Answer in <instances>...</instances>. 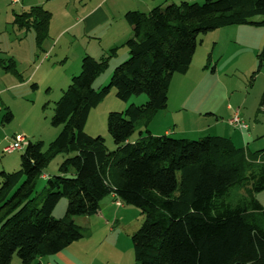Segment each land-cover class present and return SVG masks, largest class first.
Instances as JSON below:
<instances>
[{
	"label": "trees",
	"instance_id": "obj_1",
	"mask_svg": "<svg viewBox=\"0 0 264 264\" xmlns=\"http://www.w3.org/2000/svg\"><path fill=\"white\" fill-rule=\"evenodd\" d=\"M255 17L264 18V0L183 1L148 14L128 12L129 58L116 67L109 85L94 88L118 48L100 60L83 58L80 73L55 105L51 124L63 128L60 135L46 151L42 142H28L20 170L1 173L0 264H12L15 255L20 264H39L90 238L75 218L99 215L107 197L141 212L142 225L132 236L135 264H264V207L257 199L264 191V148L252 152L227 137L193 141L147 131L152 117L167 109L172 80L187 74L202 36L228 26H264V20L252 23ZM51 20L50 12L35 7L15 15L13 25L34 32L41 50ZM258 60L264 72V48ZM0 67L20 76L13 59L0 58ZM113 90L121 101L145 95L147 102L109 114L116 146L111 152L85 126L91 110ZM13 118L7 110L2 122ZM141 122L146 131L133 137ZM60 155L67 158L57 176L46 178L39 207V182ZM65 198L66 214L56 220L53 214Z\"/></svg>",
	"mask_w": 264,
	"mask_h": 264
},
{
	"label": "rangeland",
	"instance_id": "obj_2",
	"mask_svg": "<svg viewBox=\"0 0 264 264\" xmlns=\"http://www.w3.org/2000/svg\"><path fill=\"white\" fill-rule=\"evenodd\" d=\"M146 1L154 4L155 7L153 8L180 4L183 1L200 5L205 2V0ZM1 6L3 7V4ZM7 8L9 14H12L13 11L16 13L20 12L18 7L16 8L11 5L10 0L7 2ZM3 17L4 15L0 14V34H2L0 40L8 39V43L3 42L0 45V51L2 52L0 57L5 59L9 58V55L18 56L20 46L17 39L20 36H25L27 33L25 31L20 33L22 30L16 32V28L13 29L14 26L10 24H12L14 19H10L11 21L7 29L1 31L6 27L4 25L6 21ZM263 20V17H255L251 19V22L257 23ZM30 39H25L24 50L26 52L30 49L26 46L27 43L31 45ZM263 48L264 26L255 24L223 27L202 36V43L197 48L188 74L186 76H177L180 77L177 78L179 79L178 82L173 84L168 93L170 98L168 108L152 117L147 131L158 134L156 136H164L165 132L168 131V135L172 138L193 141L208 136L225 138L234 136L235 140L230 139L238 148H241L240 146L243 144H239L238 139L241 140V138L245 139L249 137L250 147H252L253 143L257 142L255 137L250 139L255 134L253 129L255 127L260 130L261 136H263L261 138V141H263L262 147L259 149L257 147V150L263 149L264 110H260V102L264 92V72L259 68L260 63L258 60V55ZM76 49V47L70 49L64 48V50H71L69 65H67L69 72H73L75 68ZM59 50L60 47L55 51L54 55L48 52L47 56L49 58L46 57V52L42 53V56L35 63L33 62L34 57L30 53L25 54L23 56L24 60L22 58L19 59L17 68L26 78L42 65H44V68L36 71L34 79L30 81V84H23L19 89L11 92L10 90L12 89L10 88L7 90L8 92L0 96V103L9 107L11 109L9 111L14 113H12L13 117L15 116L8 123L2 122L0 126V141L5 142L4 146L0 147V175L2 172L15 173L21 168V157L24 151L14 154H5L3 152V148L10 145L13 142L12 139L16 136H24L27 142H31L32 144L42 142L46 151L63 130L62 127H54L51 124L54 117L55 105L60 101L64 91L67 90L72 80L68 83L69 85L63 84L62 79H60V73L63 75L62 63L53 65L55 63L54 57ZM83 50L84 52L88 51L86 47ZM122 50L123 48L118 50V55L110 60L109 68L96 80L94 84L95 90L99 91L108 86L116 67L125 62L121 61L123 56ZM44 57L48 59L45 60ZM100 58L94 59L99 60ZM28 61L31 62L30 65H28ZM1 69L0 67V73H4V70L2 71ZM6 75L8 77H5V79L0 77V89L2 90L12 85L10 78L24 82V79L20 78L21 74L20 76H16L8 71ZM246 99L248 104L244 108L243 102ZM146 102L147 97L145 95L133 96L128 101H121L117 98L116 91L113 90L96 108L91 110L85 126V133L92 138H103L109 151H115L116 146L107 126L109 114L124 112L129 106H142ZM229 106L232 110L241 109L243 114H245V110L247 109V117L243 119L251 127H249L247 133L243 134L239 129H235L229 124ZM225 113H228L227 117ZM212 114L217 116L220 114L218 122H216V117ZM135 129L133 137H138L139 132L146 131L143 122L138 123ZM251 150L253 149L251 148ZM66 158L64 155L58 156L50 163L45 173L52 177L57 176L58 170ZM46 182V180L41 179L38 185V193L39 195L41 194L37 202L39 207L45 198L43 189ZM257 199L264 206V191L257 195ZM105 203L112 206L114 210L109 215L115 214V211L120 209V215L124 223H122L123 226L120 225V228L119 225L115 227L105 223L106 227L103 232L108 231L110 228L116 231L119 230L122 233V239L128 242L124 241L121 247L115 246L112 248L115 253L109 263L135 264L132 236L142 225L143 217L141 212L132 206H113L111 205L110 197L105 199ZM67 207L68 199H62L53 217L56 220L62 219L66 214ZM82 218L84 217L75 218L76 224L86 225ZM83 229L86 230L87 236L92 233L91 228ZM124 245L128 246V248ZM12 264H20L17 255L13 258Z\"/></svg>",
	"mask_w": 264,
	"mask_h": 264
},
{
	"label": "crops",
	"instance_id": "obj_3",
	"mask_svg": "<svg viewBox=\"0 0 264 264\" xmlns=\"http://www.w3.org/2000/svg\"><path fill=\"white\" fill-rule=\"evenodd\" d=\"M7 2L8 0H0V14L4 15L3 18L6 21L4 24L6 27H4L1 31H5L7 29V26L11 21L10 19H15V15L28 12L30 9L35 7H42L46 11L50 12L52 15V20L49 27L48 39L44 43L41 50L37 49L35 43V34L34 32L30 31L26 32L27 34L25 36H20V38L17 39L18 45L20 46V53L18 54V56L9 55V58L5 59H13L16 65H18L19 59L22 58L24 60L23 56L27 53H30L34 57L33 62L35 63L36 60L42 56V53L46 52V57L49 58V56H47L48 52H51V55H54L55 51L60 47V50L56 52V55L54 57L55 63L53 65L62 63L61 65L63 68V75L62 73H60V79H62V83L65 85H69L68 83L70 82L72 77L80 73L81 63L84 55L88 54L92 58L97 59V57H101L100 59H102L103 57H106L112 49L118 48L119 50L120 48H123V56L121 58V61H126L129 58V53L127 49H125V44L130 39L132 31L129 24L125 20V15L131 11H139L141 13L148 14L151 10L154 9L153 7H155L154 4H151L146 0H19V2L15 4H13L10 0L11 5L15 6L16 8L18 7L20 12L16 13L15 11H13L12 14H9ZM2 4L3 7L1 6ZM10 25L14 26L13 22ZM15 28L16 32H19V29L14 26L13 29ZM20 33H23V31H20ZM30 33L33 35H31ZM1 36L2 34H0V38ZM26 38H31V41H29L31 42V45L30 43L26 44V46L31 50L29 49V51L27 52L24 50ZM3 42L7 44L8 39L0 40V45ZM72 47L77 48L75 51V68L73 72H69L67 65H69L68 63L70 61L71 50H64V48L70 49ZM84 47L87 48V52H84ZM0 54L2 55L1 51ZM117 55L118 52L116 56ZM46 57H44L45 60L48 59ZM30 64L31 62L28 61V65ZM42 68H44V65H42L37 70H34L28 78H26L23 73H21L17 68L19 74H21V77L24 79V82H20L19 80L10 78V80L12 81V85L3 90L0 89V96L8 92L7 90L10 88L12 89L10 90L11 92L19 89L23 84H30V81H33L34 79L36 71L41 70ZM1 70L3 71V69ZM3 72L4 73H0V77L5 79V77H8V75H6L8 74V72ZM187 74L174 76L170 89L172 88L173 84H175V82H178L179 79L177 78L180 77L177 76H186ZM169 103L170 98L168 96V106ZM247 104L248 102L246 99L243 102L244 108L247 106ZM9 109V107L4 106L2 103H0V126L2 125L4 114ZM228 111L229 114L225 113V115L227 117L228 114V116H230L231 118L233 110L230 106ZM240 114L243 119H246L245 117H247V109L245 110V114H243V111H241L240 109ZM212 115L216 117V122H218V120L220 119V114L218 116L214 114ZM253 129L255 133L254 135L257 136L252 135L250 139H253L255 137L257 139V142L255 144L253 143L252 147H250L249 137L245 139L241 138V140L238 139L239 144L244 145L240 146L241 148H248L250 151H254L257 150V147L258 149L262 147V133L255 127H253ZM151 134L154 136L158 135L154 134L153 132H151ZM168 134V131H166L165 135ZM230 138L233 140L236 139L234 136H231ZM4 144V141H0V147H3ZM251 148L253 150H251ZM48 176L50 175L46 174L42 180H46ZM110 198L111 205L116 206L113 197ZM111 211L114 212L112 206L105 203L104 199L100 205V214L95 217L82 218L86 225H79L82 228L92 229L90 238L66 248L55 256L42 258L38 261V263L110 264L109 261H111V258L115 253L112 248L115 246L121 247L122 243L125 241L124 239H122V233H120L119 230L116 231L110 228L108 231L106 230L105 232H103L106 227L105 223L111 224L115 227L119 225V228L121 227L120 225L124 223V220L120 215V209H117V211H115V214L109 215ZM124 246L128 248V246Z\"/></svg>",
	"mask_w": 264,
	"mask_h": 264
},
{
	"label": "built area",
	"instance_id": "obj_4",
	"mask_svg": "<svg viewBox=\"0 0 264 264\" xmlns=\"http://www.w3.org/2000/svg\"><path fill=\"white\" fill-rule=\"evenodd\" d=\"M11 2L15 4L18 3L19 0H11ZM229 124L235 129H239L243 134L248 132L249 127L245 121L242 120L239 109L234 111L233 117L230 119ZM12 141L13 142L10 145L4 148L3 152L5 154H14L19 151H24L28 146V142L24 136H16ZM115 205L118 207L122 206L118 200L115 202Z\"/></svg>",
	"mask_w": 264,
	"mask_h": 264
},
{
	"label": "water",
	"instance_id": "obj_5",
	"mask_svg": "<svg viewBox=\"0 0 264 264\" xmlns=\"http://www.w3.org/2000/svg\"><path fill=\"white\" fill-rule=\"evenodd\" d=\"M68 179H72L71 177H68Z\"/></svg>",
	"mask_w": 264,
	"mask_h": 264
}]
</instances>
